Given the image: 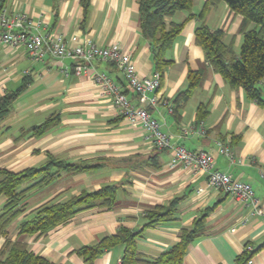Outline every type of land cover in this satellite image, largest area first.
I'll return each instance as SVG.
<instances>
[{"label": "crops", "instance_id": "1", "mask_svg": "<svg viewBox=\"0 0 264 264\" xmlns=\"http://www.w3.org/2000/svg\"><path fill=\"white\" fill-rule=\"evenodd\" d=\"M6 0L9 14H24L29 30L43 36L58 35L70 45L90 41L99 47L117 45L130 56L141 78L154 74L148 43L140 30L135 0ZM206 0H192L191 13L197 16ZM188 13L169 19L182 22ZM242 18L224 3L212 6L204 19L211 30H221L225 44L238 54ZM197 19L187 21L166 60L172 63L163 72L155 105L146 106L160 130L173 145L191 151H205L214 168L233 180L251 186L264 209V108L249 100L242 89H232L205 62L204 51L194 42ZM76 62L46 57L32 62L23 48L0 44V97L30 82L13 103L0 124V170L20 172L43 166L48 157L67 163L89 161L97 167L89 172H61L52 183L28 193L25 211L8 227L9 238L24 241L35 254L56 264H84L75 253L93 246L124 227L142 229L144 215L175 201L173 221L145 228L136 239V250L153 261L168 251L183 228L205 215L204 235L188 245L182 264H234L248 244L254 252L252 264H264V223L252 209L232 197L210 188L203 172L171 167V154L157 151L145 139L143 128L129 123L118 112L110 96L94 83L96 73H106L135 106L137 99L116 66L93 60L76 74ZM205 67V75L189 101L173 111L175 96L187 86L189 70ZM67 74V75H65ZM264 89V78L259 83ZM199 104L207 115L196 123ZM51 115L58 124L41 137L27 131ZM203 129V133L200 131ZM227 145L232 160L218 152L216 143ZM117 185L116 202L110 211L90 209L76 214L67 224L44 238L18 237V227L33 218L34 210L56 198L63 202L81 192L98 191ZM4 199L0 197V208ZM3 240L0 241V245ZM123 247L100 255L92 264H120Z\"/></svg>", "mask_w": 264, "mask_h": 264}, {"label": "trees", "instance_id": "2", "mask_svg": "<svg viewBox=\"0 0 264 264\" xmlns=\"http://www.w3.org/2000/svg\"><path fill=\"white\" fill-rule=\"evenodd\" d=\"M6 0H0V7ZM138 5L140 30L143 39L148 43L154 63V73L160 78L167 66L172 62L166 60L165 53L174 43L184 25L191 19L199 24L194 30V42L205 55L206 64L212 71L220 75L232 89H242L245 96L264 108V89L259 83L264 78V0H206L201 12L194 16L191 13L192 0H135ZM224 3L231 13L242 18L239 33L242 37L238 54L233 52L232 44H225L221 30H211L204 24V19L212 6ZM84 15L87 13L88 2H81ZM186 12L188 16L182 22L169 20L176 13ZM205 67L196 71L189 70L187 86L173 100V111L179 110L187 103L200 85ZM29 79H24L20 86L0 97V124L8 115L17 97L24 91ZM159 88L156 90L158 91ZM134 94V93H133ZM135 95V94H134ZM135 97H137L135 95ZM207 107L199 104L196 109V123L207 115ZM58 124V117L51 115L42 124L27 131L32 137H41ZM97 166L89 161L67 163L48 157L46 163L39 168H29L20 172L0 170V197L4 203L0 208V264H56L33 253L24 241L11 240L8 227L25 211L24 199L34 189L41 188L56 180L61 172H89ZM117 185H106L98 191H83L71 196L63 202L56 198L40 205L34 210L33 218L18 227L17 236H33L44 238L58 227L67 224L76 214L90 209L110 211L116 202ZM175 201L168 206H159L144 215L146 223L138 232L121 227L111 236L99 240L93 246H83L75 253L84 264H92L100 255L117 247H123L120 264H182L188 245L204 235L205 215L194 220L191 228L180 231L178 241L155 260H146L136 250V239L145 228L173 221ZM246 244L234 264H246L253 256Z\"/></svg>", "mask_w": 264, "mask_h": 264}, {"label": "built area", "instance_id": "3", "mask_svg": "<svg viewBox=\"0 0 264 264\" xmlns=\"http://www.w3.org/2000/svg\"><path fill=\"white\" fill-rule=\"evenodd\" d=\"M24 14H9L0 7V44L10 48H23L32 62H42L46 57L69 59L76 62L74 71L79 74L84 65L93 60L112 62L123 79L137 96L138 106L133 105L120 91L118 86L106 73H96L94 83L105 95L112 99L119 114L129 123L140 125L145 132V139L157 151L167 150L171 154L170 166L203 172L207 175L210 188L232 197L252 209V214L261 218L264 223V209L259 206L250 185L233 180L228 174L214 168L213 157L205 151H191L182 145H173L170 137L160 130L156 120L147 113L146 106L155 105L158 101L156 90L160 78L154 73L150 78L138 76L134 63L129 55L123 53L117 45L99 47L87 41L84 44L70 45L58 35L43 36L29 30ZM67 75V74H65ZM203 133V129L200 128ZM218 152L232 160V151L221 142L216 143ZM247 250H252L247 247ZM252 257L246 264H252Z\"/></svg>", "mask_w": 264, "mask_h": 264}]
</instances>
